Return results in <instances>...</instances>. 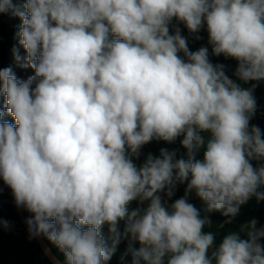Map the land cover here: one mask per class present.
<instances>
[{"label": "clouds", "instance_id": "obj_1", "mask_svg": "<svg viewBox=\"0 0 264 264\" xmlns=\"http://www.w3.org/2000/svg\"><path fill=\"white\" fill-rule=\"evenodd\" d=\"M0 13L22 21L21 67L35 72L22 81L0 69V179L17 207L33 214L30 238L45 237L65 264H105L121 237L141 244L133 264H165V257L167 264H264V228L255 220L247 240L229 234L209 258L210 221L187 199L195 190L207 211L234 217L259 198L264 164L250 160H264V139L249 128L256 85L242 88L210 63L207 48L190 52L179 29L169 34L174 18L193 34L206 25L213 54L235 58L241 81H259L264 0H26L22 7L0 0ZM198 130L212 134L203 161L195 159L204 143ZM182 133L187 159L161 149L139 167L133 162L153 139ZM185 181V196L169 211L159 193L171 197ZM136 199L151 201L143 214L128 210Z\"/></svg>", "mask_w": 264, "mask_h": 264}, {"label": "trees", "instance_id": "obj_2", "mask_svg": "<svg viewBox=\"0 0 264 264\" xmlns=\"http://www.w3.org/2000/svg\"><path fill=\"white\" fill-rule=\"evenodd\" d=\"M26 0H13L14 4L22 5ZM22 21L18 16H11L9 14L0 13V69L11 68L15 73L16 77L20 80H26L28 77L35 75L34 70L31 67H21V64L25 62L24 58L27 56L26 50L19 43V37L17 35L19 27ZM179 29L180 35L186 40L187 48L190 52H196L200 48L204 47L208 49V58L210 63L213 65H223L225 75L231 80L238 83L242 88L248 89L254 88V97L256 100V111L249 121V128L253 125L260 128L264 139V79L259 81L251 80L248 82L241 81L237 75L236 70L239 62L232 57H226L225 55H214L212 52V45H205L202 39L196 35L189 33L188 30L180 28L178 25H169V34L175 35L176 30ZM110 39L115 38L113 34H110ZM22 58L21 61H17L16 54ZM178 55L187 61V57L184 56L183 52ZM32 87H35V82ZM5 97L0 94V111L4 110ZM3 119L9 123L15 125L14 118L4 113ZM198 134L203 138L204 143L195 150V159L203 161L204 153L207 150V143L212 139L210 131H199ZM186 133H182L175 138L172 142L164 140L153 139L149 143L143 145L140 149V155L138 158H133V162L139 167L144 163L147 156L151 154L153 157H159L161 149H166L169 152H175L176 159H187L186 149L182 145V141L185 138ZM250 163L254 168H258L264 164V160H250ZM187 188V181L184 183H178L174 189V194L168 197L165 193H159L161 196L162 204L169 211L170 206L177 199L185 196V190ZM257 195H252L245 203L239 206L238 213L234 217L223 215L221 211H207V204L195 193V190L188 193V202L193 204L199 211L201 217H207L210 221L209 224L205 225L203 231L211 232L214 235V243L211 249H209L207 255L215 251L223 238L229 234H237L240 239L248 234L250 228V222L253 220H264V184H261L257 188ZM10 188L4 184L3 180L0 179V220L13 221L15 218L12 202H11ZM150 200H133L128 205L129 212L139 209L141 214L150 206ZM21 210L26 219L31 218V213L21 207ZM10 226V224H9ZM9 228V227H7ZM0 226V231L7 229ZM120 231L123 232L124 222L121 221L119 225ZM101 233L104 236L109 248H113V242L110 238L109 228L107 224H104ZM42 238L51 248L54 255L65 264L64 254L59 251L50 241L45 237ZM141 244L137 240H132L130 237H121L119 242L115 244L114 251L112 252L111 258L105 262V264H133V252L138 251ZM168 257H165V264H167ZM0 264H50L44 254L39 249L38 245L32 240L31 247L29 248H15L3 246L0 247ZM140 264H146L142 259Z\"/></svg>", "mask_w": 264, "mask_h": 264}, {"label": "rangeland", "instance_id": "obj_3", "mask_svg": "<svg viewBox=\"0 0 264 264\" xmlns=\"http://www.w3.org/2000/svg\"><path fill=\"white\" fill-rule=\"evenodd\" d=\"M171 24L178 25L180 28L184 29L185 31L188 30L185 25L181 22H178L175 18L172 20ZM193 34V33H192ZM197 37L202 39L205 45H209V36L207 31V26L205 25L200 29L199 32L194 33ZM11 192V202H12V209L15 215V218L13 221L10 222V226L7 229H4L0 231V247L8 246V247H15V248H29L31 247L32 240L34 238H30L29 232H28V226L26 223V218L24 217V214L21 210V207H17L15 204V199ZM164 193V192H161ZM256 221V228L261 229L264 228V220H255ZM251 230L249 228L248 232ZM241 239L247 240L248 234ZM35 241V240H34ZM259 243L264 246V237H262L259 240ZM211 254H209V258H211ZM213 264H215V261H213Z\"/></svg>", "mask_w": 264, "mask_h": 264}, {"label": "water", "instance_id": "obj_4", "mask_svg": "<svg viewBox=\"0 0 264 264\" xmlns=\"http://www.w3.org/2000/svg\"><path fill=\"white\" fill-rule=\"evenodd\" d=\"M33 216V214L31 213ZM36 244L38 245L41 252L44 254L46 259L49 261L50 264H64L62 263L52 252L49 245L46 243V241L42 238V236L33 237Z\"/></svg>", "mask_w": 264, "mask_h": 264}]
</instances>
